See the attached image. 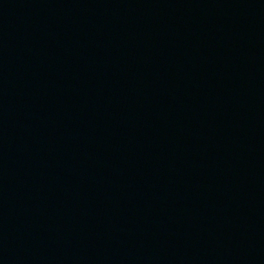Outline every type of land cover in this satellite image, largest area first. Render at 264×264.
<instances>
[{"label": "water", "instance_id": "95a60500", "mask_svg": "<svg viewBox=\"0 0 264 264\" xmlns=\"http://www.w3.org/2000/svg\"><path fill=\"white\" fill-rule=\"evenodd\" d=\"M0 264H264V0H0Z\"/></svg>", "mask_w": 264, "mask_h": 264}]
</instances>
